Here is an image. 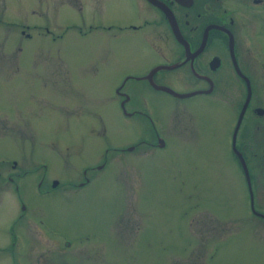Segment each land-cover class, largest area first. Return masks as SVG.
<instances>
[{"label": "flooded vegetation", "instance_id": "1", "mask_svg": "<svg viewBox=\"0 0 264 264\" xmlns=\"http://www.w3.org/2000/svg\"><path fill=\"white\" fill-rule=\"evenodd\" d=\"M68 7L75 11L78 19L61 26L55 20L60 13L69 10ZM52 13H56L54 18L51 16L52 20H40L31 27L42 28L54 40L60 34L50 23L56 24L61 33L70 29L77 36L95 38L102 34L110 44L106 53H116V45L126 41L123 48L129 54L144 58L137 68L117 73L114 81L106 86L109 106L98 103L93 91L91 100L81 98L89 96L91 86L100 88L105 82L104 75L97 81L95 72H88L87 65L85 67L86 60L88 64L89 60L100 59L97 47L89 56H80V61L74 63L83 74L74 73L70 63L58 64V69L69 67L67 76L63 77L67 83L59 84L82 90L72 95L76 97L71 110L75 111L79 136L76 141L73 136L67 142L75 155L71 162L76 179L71 186H76L74 189L79 192L70 197L99 181V175L107 177L112 165L111 154L115 153L122 160L133 150V159L127 162L137 163L133 175L137 204L132 207L142 210L135 212L133 220L135 230L140 232L149 220L143 207L151 196L156 168L164 165L170 169L171 175L174 173L172 181L176 176L175 185L180 189L203 184L200 175L204 176L205 159L202 165L189 159L185 151L190 146L196 151L205 149V155L213 153V158L224 151L226 157L235 161L236 182L243 187L248 214L264 221V199L259 198L264 188V167L260 166V160L264 162V96L259 94L264 91V0H65L59 1ZM163 87L191 93L174 95ZM214 104L223 118L204 134L202 122L195 119L194 111L201 105ZM108 110L110 116L106 117ZM105 122L111 129L115 122L116 126L123 125V129L110 135L115 142L107 139ZM95 129L100 132L94 133ZM96 133L102 137L99 146H95ZM207 139H210L208 143ZM69 146L66 154H69ZM178 146L182 147L183 154L178 159L172 158ZM0 147L3 151L0 152L3 156L0 158V168L3 167L0 189L7 193V202L0 199V264H29L28 251L37 237L50 240L53 247H57V253L60 243L73 247L99 237L96 231L87 229L70 235L44 215H35L36 209L44 207L42 203L37 204V199L54 193L52 187L57 182L51 177L50 188L46 186L49 180L45 153L37 155L36 161L43 170L37 178V191L31 193L19 178H24L21 170L29 168V160L33 161L35 155L21 149L11 158L14 156L5 152L7 149L1 142ZM164 151H168V155ZM29 155L32 157L28 158ZM17 164L21 170L13 171ZM193 167L199 175L196 173L190 180L189 170ZM121 169L124 172L125 169ZM72 203L75 208L85 206L84 201ZM45 263L42 251L32 257L31 264ZM60 263L54 254L51 264Z\"/></svg>", "mask_w": 264, "mask_h": 264}, {"label": "rangeland", "instance_id": "2", "mask_svg": "<svg viewBox=\"0 0 264 264\" xmlns=\"http://www.w3.org/2000/svg\"><path fill=\"white\" fill-rule=\"evenodd\" d=\"M59 1L65 0H0V142L7 149L5 152L14 156L11 158H15L21 149L35 155L33 161L29 160L28 169L22 171L19 164L12 168L13 171L21 170L24 178L19 181L25 182L31 193L37 191V178L43 170L36 161L37 155L45 153L48 159L45 161L49 180L46 186L50 188V179L55 177L57 182L52 187L55 192L37 199V204L42 203L44 207L36 209L35 215H44L70 235L87 229L96 231L99 237L76 243L73 247H64L60 243L58 253L50 240L37 237V242L28 251L29 264L38 251L45 255V264H51L54 254L60 264H264V221L248 214L243 187L236 182L235 161L226 157L224 151L213 158V153L205 155V149L196 151L187 147L185 153L196 164L202 165L205 159L204 176L200 175L203 184L199 187L187 185L180 189L175 185L176 176L172 181L174 173L171 175L170 169L164 165L156 168L151 196L143 207L149 220L140 232L135 230L133 220L135 212L142 210L132 207L137 204L133 195L137 163L127 162V159H133V150L122 160L115 153L111 154L112 165L107 177L99 175V181L79 194L82 197H70L79 192L75 191L76 186H71L76 179L71 162L75 155L67 142L73 136L76 141L79 136L75 111L71 110L76 97L72 95L76 91L82 93V90L59 84L67 83L63 77L67 76L69 67L58 69V64L67 66L70 63L74 73L83 74L84 71L74 67V63L89 56L97 47L100 59L89 60L88 64L86 60L85 67L87 65L88 72H95L97 81L104 75L105 82L99 85L100 88L91 86L89 96L82 95L81 98L91 100L93 91L98 103L109 106L106 86L114 81L117 73L137 68L144 58L129 54L123 48L126 41L116 45V53H106L110 44L102 34L95 37L96 40L89 35L77 36L70 29L61 33L56 24L50 23L60 34L54 40L42 28L31 27L40 20H52L51 16H56L52 12ZM68 8L57 16V24L64 26L78 19L75 11ZM259 94L264 96V91ZM194 113L195 119L202 122L204 134L223 118L215 104L201 105ZM105 116H110L109 110ZM116 123L111 129L105 122L107 139L111 142L116 139L110 135L123 129V125L116 126ZM96 134L98 137L93 135L98 139L95 146H99L102 137ZM209 141L207 139V143ZM68 146L69 154H66ZM164 153L168 155V151ZM182 154V147L178 146L172 158L178 159ZM260 162L264 167V162ZM196 173L194 167L189 170L190 180ZM12 194L15 195L14 190ZM5 196L6 190L0 189L3 202H7ZM259 198L264 199V188ZM72 201H84L85 206L75 208Z\"/></svg>", "mask_w": 264, "mask_h": 264}, {"label": "water", "instance_id": "3", "mask_svg": "<svg viewBox=\"0 0 264 264\" xmlns=\"http://www.w3.org/2000/svg\"><path fill=\"white\" fill-rule=\"evenodd\" d=\"M163 88L167 89L170 93H172L174 95H179V96H183V95H187V94L191 93V92L180 93V92H177V91L170 89L169 87H163ZM243 106H242V108H243ZM239 158H240L241 162H243L242 157L240 155H239Z\"/></svg>", "mask_w": 264, "mask_h": 264}]
</instances>
